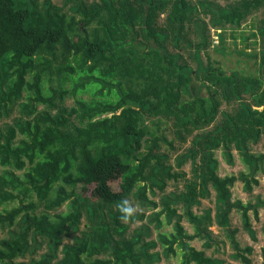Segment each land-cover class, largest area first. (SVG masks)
I'll use <instances>...</instances> for the list:
<instances>
[{"label":"trees","instance_id":"obj_1","mask_svg":"<svg viewBox=\"0 0 264 264\" xmlns=\"http://www.w3.org/2000/svg\"><path fill=\"white\" fill-rule=\"evenodd\" d=\"M255 17L264 43V0H0V264H253L243 232L264 259V75L198 58Z\"/></svg>","mask_w":264,"mask_h":264},{"label":"rangeland","instance_id":"obj_2","mask_svg":"<svg viewBox=\"0 0 264 264\" xmlns=\"http://www.w3.org/2000/svg\"><path fill=\"white\" fill-rule=\"evenodd\" d=\"M258 17H255L250 23L243 26L241 30L235 31L234 29H226V30H213L212 32V43L208 52L201 50L198 54L199 62L207 67L208 61L211 60L212 65L216 69H220L223 72L231 73L233 71L239 72L245 76H251L252 78H261L264 75V63H263V55H264V43L257 37L258 34ZM136 29H141V22L136 23ZM151 49L156 50V44L153 40L150 41ZM141 52L147 54V48H140ZM195 53V51H194ZM255 110L261 112L264 110V107L254 108ZM165 122V120H163ZM171 123V122H170ZM214 124V123H212ZM145 127H148L150 130H154L156 132L157 127L154 125L150 119H144ZM264 129V128H263ZM264 134V133H263ZM170 139V138H169ZM150 144H144L143 153L148 152ZM233 150V158L234 162L232 164L228 163L226 159L221 155V148L214 152L217 153L219 161H221V166L218 170V175L221 178L225 177H237L241 173L248 174L249 169L247 161L243 154L238 150L230 146ZM168 144L161 142L160 149L158 152L167 153L168 152ZM260 146L250 145L251 153L254 155L259 154ZM264 153V151H262ZM264 164V163H263ZM190 177V175L188 174ZM257 179L260 180V185L255 189V193H263L264 194V176L263 172H260L257 176ZM140 185H144L143 183ZM199 191V190H197ZM214 189L211 187V192L213 193ZM231 191L233 194V201L241 200L245 205L248 203H254L255 199L253 196H250L249 193L244 191V183L239 179L236 181L235 185L231 187ZM148 197L153 199L150 193H148ZM17 206L16 203H11L7 206V208L12 209ZM66 210V209H64ZM62 210L60 213H65ZM51 213H59V212H51ZM233 215L238 217V221L241 219L242 214L239 212L233 213ZM251 215V223L257 224L253 212H250ZM260 220L264 222V208H260L259 213ZM164 219V217H163ZM260 223V222H259ZM184 226L189 231H196L194 225L190 223V221L185 218L183 221ZM172 229V227L168 224L163 225V229ZM212 230L217 232V227H212ZM191 232V233H192ZM261 241L264 237V234L259 232L257 236ZM237 241H239L244 247L246 244L250 245L254 249V254L250 255V258L253 259V264H261L264 259L261 254V247L263 246L261 242L255 241L251 236H249L246 232H243V235L237 236ZM71 242V240H68ZM195 245V243H194ZM178 256L173 257L172 264H179L182 260L181 250H178ZM240 264V263H238Z\"/></svg>","mask_w":264,"mask_h":264},{"label":"clouds","instance_id":"obj_3","mask_svg":"<svg viewBox=\"0 0 264 264\" xmlns=\"http://www.w3.org/2000/svg\"><path fill=\"white\" fill-rule=\"evenodd\" d=\"M118 207L121 213L120 220L125 223L129 222L134 216L136 209L127 200L121 201Z\"/></svg>","mask_w":264,"mask_h":264}]
</instances>
